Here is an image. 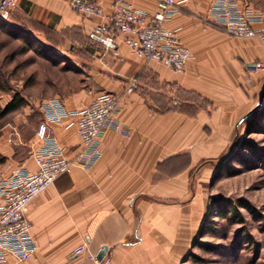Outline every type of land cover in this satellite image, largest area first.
<instances>
[{
    "label": "crops",
    "instance_id": "0c3cea01",
    "mask_svg": "<svg viewBox=\"0 0 264 264\" xmlns=\"http://www.w3.org/2000/svg\"><path fill=\"white\" fill-rule=\"evenodd\" d=\"M70 1L19 0L0 20L37 37L44 49L64 57L65 75L86 81L79 90L43 98L75 112L99 95L116 94L122 98L119 128L106 132L95 167L77 166L32 201L27 212L38 250L26 262L11 256L8 264H182L207 214L200 163L227 151L241 118L255 106L253 96L264 90V45L217 26L209 15L216 0H187L166 23L193 54L179 75L135 55L125 36L116 51L90 41L99 21L73 12ZM114 1L97 0L108 15ZM127 1L148 14L158 8L155 0ZM236 1L241 10L264 16V0ZM79 93L83 100L69 99ZM51 124L75 160L82 149L76 118ZM23 169L38 171L33 157L14 171ZM83 245L84 255L75 254Z\"/></svg>",
    "mask_w": 264,
    "mask_h": 264
},
{
    "label": "built area",
    "instance_id": "2783aa9c",
    "mask_svg": "<svg viewBox=\"0 0 264 264\" xmlns=\"http://www.w3.org/2000/svg\"><path fill=\"white\" fill-rule=\"evenodd\" d=\"M158 6L154 14L133 6L127 0H115L113 12L108 15L97 0H71L73 12L99 23L88 34L90 41L102 45L105 50L116 51L118 40L125 36V45L147 62L166 65L174 73L182 74L192 51L185 47L179 33L166 27L187 0H155ZM19 0H0L3 20L18 8ZM213 22L235 39L258 38L264 45V16L253 9L241 10L235 0H216L210 11ZM45 120L36 131V147L32 151L38 171L25 169L6 175L0 171V264H8L14 256L19 262L33 258L38 250L33 238L28 207L40 194L53 187L56 180L72 173L78 167L92 169L102 156L101 141L109 129L116 128L115 118L122 111V98L116 94H102L79 111L69 112L60 102L50 99L41 104ZM76 118L78 137L82 141L81 154L73 161L56 138L51 123L63 125L65 120ZM87 246L74 251L84 255ZM97 262L95 256L90 257Z\"/></svg>",
    "mask_w": 264,
    "mask_h": 264
},
{
    "label": "rangeland",
    "instance_id": "374dc122",
    "mask_svg": "<svg viewBox=\"0 0 264 264\" xmlns=\"http://www.w3.org/2000/svg\"><path fill=\"white\" fill-rule=\"evenodd\" d=\"M4 27L0 25V109L14 95L26 101L21 110L0 120V171L9 175L33 157L36 131L43 120L40 106L50 101L44 94L79 90L86 81L81 75H65L60 70L64 57L44 49L37 37L25 33L19 39L9 37ZM253 98L254 108L261 105L264 90ZM69 99L83 100V95ZM259 125L262 130L251 134L239 125L222 156L200 163L199 175L208 192L207 214L200 237L182 264H264V118ZM219 199L235 207L239 216L231 212L223 219L216 205Z\"/></svg>",
    "mask_w": 264,
    "mask_h": 264
},
{
    "label": "trees",
    "instance_id": "16d2710c",
    "mask_svg": "<svg viewBox=\"0 0 264 264\" xmlns=\"http://www.w3.org/2000/svg\"><path fill=\"white\" fill-rule=\"evenodd\" d=\"M0 25L4 26V30L5 33L9 36V37H14L16 39H19L20 37H23V33H25L26 37H31L32 35L23 31L22 29H17L13 26H11L10 24H7L5 21L3 22L2 20H0ZM56 64H58L56 62ZM66 66V65H65ZM68 67V66H66ZM24 106H26V101L23 97H20L18 95H14V98L2 109H0V120L4 119L7 117V115L18 112L19 110H21V108H23ZM264 118V99L261 102V105H259L257 107L256 110H254V112L247 117V119H245L241 124H243L245 126V132L246 133H254V132H260L262 130V127H260L259 123L260 120H262ZM229 203H225L223 201H221L220 199L217 200L216 205L219 206L221 208V212L219 215H221V217L223 219H227L229 213L233 212L234 217L239 216V213L237 212V209L235 207H230L228 205ZM249 208V205L244 204ZM201 230L199 231V234L197 235V239L200 237L201 234Z\"/></svg>",
    "mask_w": 264,
    "mask_h": 264
},
{
    "label": "water",
    "instance_id": "95a60500",
    "mask_svg": "<svg viewBox=\"0 0 264 264\" xmlns=\"http://www.w3.org/2000/svg\"><path fill=\"white\" fill-rule=\"evenodd\" d=\"M257 107H258V106H257ZM257 107H255L250 113H248L247 115H245L244 117H242V118H241V121L239 122V124L242 123L245 119H247V117H249V116L254 112V110L257 109ZM106 250H107V248H106V247H103L102 250L99 252L100 254H99L98 258H99L100 260H102V259L105 257V255H106Z\"/></svg>",
    "mask_w": 264,
    "mask_h": 264
}]
</instances>
